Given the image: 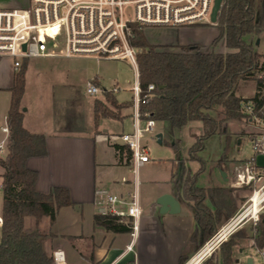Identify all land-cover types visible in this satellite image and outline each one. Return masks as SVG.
Masks as SVG:
<instances>
[{
	"label": "crops",
	"instance_id": "crops-1",
	"mask_svg": "<svg viewBox=\"0 0 264 264\" xmlns=\"http://www.w3.org/2000/svg\"><path fill=\"white\" fill-rule=\"evenodd\" d=\"M29 2L30 0H0V10L23 9ZM185 27L187 26L175 29ZM181 46L187 45H165L175 52ZM81 59L84 58L68 61ZM47 67L48 71L46 68H40L41 71L38 68H27L26 72V88L21 100V109L26 110L23 112V126L32 133L45 135L47 146L45 156L28 159L26 166L38 172L36 183L38 192L46 194L55 187H63L69 190L74 203L73 206L63 207L58 211L54 224L51 225L47 217L41 220L40 228L54 235L45 243L47 252L52 256L54 252H63L62 264H187L209 240L206 241L205 231L199 225L192 204L185 201L180 183L178 186L173 184V176L176 174L177 180L180 181L183 168L194 174L199 166L192 169L190 164L198 163L189 161L188 154L183 159L162 160L168 163L162 180L149 179L148 182L149 185L161 184V187L157 185L158 188L153 193V201L142 205V181L137 176L138 173L135 177L133 176L132 181L125 177L122 171L129 168L132 172V161L126 165V158L123 157V160H120L114 149L115 144L125 145L119 139L123 134L134 131L136 121L132 115L133 93L131 98L123 101H118L116 95L111 93L118 104L123 105L121 108H116L108 96H105L106 94L93 98L86 96L87 81L82 76L84 73L78 69L71 66L72 71H70V67L63 68L59 61ZM31 71L37 74V80L42 84L44 91H41L43 97L45 96L43 100L47 92L51 95L49 99H46L40 112L39 107H33L31 112V108L27 107L25 102L29 85L28 75ZM16 73L11 58H0V144L5 142L7 145L8 141L9 134L3 129L7 128L6 118ZM76 81L82 84L83 88L78 86ZM94 82L102 90H107L102 87L100 78H95ZM113 85V87L117 86ZM119 89L118 93L122 91L121 88ZM104 99L113 111L109 112L104 107L102 103ZM126 104L130 105L126 106ZM116 110H120V114H117ZM139 121V124L143 126L145 120ZM231 122L238 123V127L230 126ZM165 127L162 130L167 133V125ZM185 127L189 128L195 141L203 133L200 122H190ZM263 127L264 121L258 119H250L248 123L244 121L225 123L224 129L231 136L233 150L228 158L224 159V139L218 138L216 141L220 144L221 158L217 159L218 154L217 158L210 163L205 160V171L197 181V185L205 189H238L239 208L234 216L245 205L250 196L249 189L252 187L251 184H239L236 178L237 173H243L250 163L259 177L254 185L264 181ZM247 140L253 145L251 152L247 151L245 143ZM175 143L174 139L173 144ZM257 143L260 144L258 148H256ZM143 146L147 149L146 145ZM127 182H130L129 188L123 184ZM98 190L120 195L124 199L127 195L128 200L133 193H137L142 212L137 221V231L130 228L127 233H114L94 224V217L102 215L103 209L97 204ZM0 193L1 216L3 196L2 191ZM164 195H172L178 199L181 208L178 214L159 213L156 201ZM206 204L214 212L212 204L209 201ZM120 222L131 225L130 219H122ZM223 226H220L219 230ZM129 247L131 249H128ZM219 259L220 256L217 254L215 264Z\"/></svg>",
	"mask_w": 264,
	"mask_h": 264
},
{
	"label": "trees",
	"instance_id": "trees-1",
	"mask_svg": "<svg viewBox=\"0 0 264 264\" xmlns=\"http://www.w3.org/2000/svg\"><path fill=\"white\" fill-rule=\"evenodd\" d=\"M216 27L218 36L212 42L210 53L201 51L199 45L181 46L175 52L150 44L143 27L136 24L131 25L130 39L131 45L139 50L137 69L142 94L147 93L149 85L155 87L151 98L140 103V119L164 122L172 131L182 129L190 122L202 123L203 133L188 151L189 161L197 162L199 169L192 174L183 168L180 181L175 174L173 184L178 186L180 183L185 201L192 204L199 225L205 231L206 241L234 217L240 199L236 188L205 189L197 185L206 165L202 153L208 143L223 138V157L227 159L233 150V142L224 129L225 123L255 118L264 121V78L259 77L264 73V62L261 61L263 55L255 48L257 39L264 34V0H223ZM248 36L256 39L254 44L246 40ZM223 42L229 52H215ZM26 72L24 64L15 75L6 118L9 131L7 155L0 158L3 168L0 264H55L45 248L46 241L54 235L43 231L40 222L47 217L50 224H54L58 211L74 203L69 190L63 187H55L46 194L38 192V172L26 166L28 159L47 154L45 135L32 133L23 126L21 100L26 88ZM248 80L256 81L255 95L250 99L237 96L239 82ZM107 96L114 107L123 106L114 96ZM102 103L109 112L112 111L106 100ZM249 103L252 109L247 113L244 109ZM114 149L120 160L125 157L126 165H129L132 151L119 144H115ZM207 201L214 207V212L207 206ZM28 217L34 220L29 229L25 228ZM94 224L114 233H127L132 228L112 215H96ZM236 239H251L256 247H264V213L260 215L253 235H246L243 229L237 230L221 244L218 254L223 264H235ZM215 255L214 252L202 264H215Z\"/></svg>",
	"mask_w": 264,
	"mask_h": 264
},
{
	"label": "built area",
	"instance_id": "built-area-1",
	"mask_svg": "<svg viewBox=\"0 0 264 264\" xmlns=\"http://www.w3.org/2000/svg\"><path fill=\"white\" fill-rule=\"evenodd\" d=\"M213 4L214 0H30V5L26 9L0 10V58H11L16 72H19L24 64L27 68H46L48 71L47 66L53 62L75 58L128 61L133 65L137 81L132 87V115L136 125L132 133L123 134L119 139L132 151L131 170L137 175L139 169L150 161L149 152L141 142L143 134L152 132L155 127V121L152 119L145 120L143 126L139 124V107L141 102L151 98V92L155 87L149 85L147 93L142 94L137 69L139 50L130 43L131 25L178 28L200 23L210 24ZM127 6L134 7V19L125 18L124 8ZM58 43H61L59 48ZM119 90L117 86L110 90H102L94 80L88 81L85 85V94L89 98L107 93L116 94ZM3 131L9 134L8 128H4ZM259 145L257 143L256 148ZM4 150L7 152V145L2 142L0 158L3 159L7 155L6 153L3 155ZM2 174L3 168L0 166V191ZM236 178L239 184L247 185L259 180L250 163L243 173H237ZM96 195L97 204L103 208L102 215H112L120 220L130 219L133 231H137V221L142 213L137 193H133L129 200L103 190H98ZM236 217L234 216L227 224ZM258 220V216L253 219L255 225ZM244 222L237 224L229 236ZM2 225L3 220L0 216V227ZM222 228L202 250L217 239ZM225 241L227 239L219 242L208 257ZM253 247L258 264H264V247ZM53 260L55 264H62L63 252H54Z\"/></svg>",
	"mask_w": 264,
	"mask_h": 264
},
{
	"label": "rangeland",
	"instance_id": "rangeland-1",
	"mask_svg": "<svg viewBox=\"0 0 264 264\" xmlns=\"http://www.w3.org/2000/svg\"><path fill=\"white\" fill-rule=\"evenodd\" d=\"M28 1V0H27ZM30 2L24 8H28ZM124 14L126 19H134V7L127 6L124 8ZM191 27H185L179 30H176L172 27H143L144 35L148 43L158 46H163L167 44H180V45H199L202 47L203 51L206 53H210L212 51V42L218 36V29L216 25L209 24V23H200L195 25H190ZM184 27V26H182ZM247 41H251L254 44L255 38H251L250 36L246 37ZM257 40H260L259 45L255 44V48L257 51L263 55L261 59L264 62V34H262ZM257 42V41H256ZM58 47H60L61 43H58ZM169 51H173L169 49ZM178 51L180 49H177ZM215 52L217 53H228L229 50L225 47L224 42L221 43L216 49ZM62 67L66 66L70 67V71H72V67L78 69L80 72H83L82 75L85 81H91L95 78H100V83L102 87L107 90H110L116 84L117 87L121 88L122 91L118 94H115L118 101H123L125 99H129L132 96L131 89L136 82V72L133 65H131L128 61H109V60H94L91 58H84L81 60H74L70 61H62L60 62ZM72 66V67H71ZM81 76V75H80ZM259 77L264 78V73H262ZM37 74H34L31 71V74L28 75L29 85L27 95L25 97L26 106L31 108V112L33 111V107H39L38 111H42L44 103L46 99L50 98V93L47 92L45 100L43 97V90L42 84L37 80ZM86 82V83H87ZM76 84L80 87L83 85L76 81ZM83 88V87H82ZM44 91V90H43ZM256 81L255 80H248V81H240L236 90V95L240 97H245V99L252 98L256 93ZM45 95V94H44ZM60 95V94H58ZM56 94V96H58ZM107 95H112L111 93H107ZM262 95L264 96V89L262 90ZM61 96V95H60ZM105 100V99H104ZM38 105V106H37ZM246 107H249L248 109ZM25 108H23L24 110ZM108 109L112 110V107L108 105ZM252 109V105L249 103L245 106L244 111L250 112ZM30 112V114H31ZM120 110H116L117 114H120ZM261 121L260 118H255ZM248 123V121H244ZM167 124L164 122H155V127L152 132L143 134L142 137V144L146 145L149 151V158L150 161L145 163L138 171V177L142 181L141 186V204L146 205L149 204L150 201H153V193L155 189L161 184H153L149 185V179L155 181H161L162 176L164 175L166 168L168 167V163L162 162L164 159L170 158H185L188 154V148L194 143L195 139L192 138V134L189 132L188 127H183L182 129H175L171 130L169 125H167V133H165L162 129H165ZM230 126L238 127V123L231 122ZM165 127V128H163ZM263 134H264V127H263ZM161 137L158 138V136ZM176 140L175 145L173 144V140ZM218 140L215 139L211 143H208L207 148L202 153L203 158L206 161H214L219 154L221 158V148ZM161 141V142H159ZM247 145V151H253V145L248 140L245 142ZM6 153L4 150L3 155ZM192 169L198 167V164H190ZM132 168V167H131ZM198 169V168H197ZM125 173V177L132 181L133 172L130 171L129 168L124 169L122 171ZM124 186L129 188L130 182L123 183ZM158 185V186H157ZM252 187L249 189L250 196L246 201L243 208H241L240 212L236 215L238 216L242 213L247 206L250 205L249 199L252 196L254 191L264 190V181H261L259 184L254 185L251 184ZM140 194V193H139ZM1 196V193H0ZM128 196L126 195L125 199L128 200ZM264 213V203L261 207V210L258 214L260 215ZM235 216V217H236ZM33 218L28 217L25 220V228L29 229L33 225ZM226 225V224H225ZM1 229V227H0ZM243 229V232L246 235H253L255 232V222L253 220L245 221L238 230ZM1 237V234H0ZM230 237V236H229ZM227 238V240L229 239ZM1 239V238H0ZM237 246L233 249V259L236 264V261L239 263H245L247 258H253L254 264H258L257 257L255 254V243L248 240H239L236 239ZM220 247L215 251L217 255L219 252ZM215 255V256H216ZM216 264H223L221 259L217 260Z\"/></svg>",
	"mask_w": 264,
	"mask_h": 264
},
{
	"label": "bare ground",
	"instance_id": "bare-ground-1",
	"mask_svg": "<svg viewBox=\"0 0 264 264\" xmlns=\"http://www.w3.org/2000/svg\"><path fill=\"white\" fill-rule=\"evenodd\" d=\"M250 205L245 208V210L240 213L234 220H232L229 224L224 226L219 233L217 239L208 244L203 250H201L198 254H196L187 264H200L206 257L210 255L213 248L219 243L223 242L225 239L229 237V234L233 231L235 226L242 220L246 221L247 219H255L264 203V190L261 192L256 191V193L252 194L250 197Z\"/></svg>",
	"mask_w": 264,
	"mask_h": 264
},
{
	"label": "water",
	"instance_id": "water-1",
	"mask_svg": "<svg viewBox=\"0 0 264 264\" xmlns=\"http://www.w3.org/2000/svg\"><path fill=\"white\" fill-rule=\"evenodd\" d=\"M222 3H223V0H214L212 13L210 16V24H213V25L217 24V19H218V15H219V12H220L221 7H222ZM258 44H259V40H257V45ZM22 111L25 112L26 110L24 109ZM159 137H161V135H159L158 138ZM159 142H161V141H159ZM156 204L159 206V213L160 214L175 215L181 211L180 203H179L178 199L172 195L161 196L156 201ZM244 219H242L240 222H242ZM217 234H218V232L216 233V235ZM236 264H241V263L236 261ZM242 264H254L253 258H251V257L247 258L246 262L242 263Z\"/></svg>",
	"mask_w": 264,
	"mask_h": 264
}]
</instances>
